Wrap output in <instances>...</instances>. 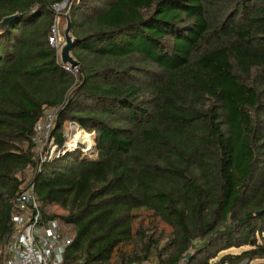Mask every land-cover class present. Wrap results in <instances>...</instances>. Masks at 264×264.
<instances>
[{
  "label": "trees",
  "instance_id": "1",
  "mask_svg": "<svg viewBox=\"0 0 264 264\" xmlns=\"http://www.w3.org/2000/svg\"><path fill=\"white\" fill-rule=\"evenodd\" d=\"M62 1L0 0V264L29 185L64 264H264V0ZM69 6L75 71L49 41Z\"/></svg>",
  "mask_w": 264,
  "mask_h": 264
},
{
  "label": "built area",
  "instance_id": "2",
  "mask_svg": "<svg viewBox=\"0 0 264 264\" xmlns=\"http://www.w3.org/2000/svg\"><path fill=\"white\" fill-rule=\"evenodd\" d=\"M67 0L53 5L56 12L66 6ZM56 22L52 27L50 43L59 52L63 43L62 35L57 31ZM66 68L75 70V67ZM53 121V113L47 112L44 119L36 124V144L41 137L48 140L49 130ZM39 132V133H38ZM41 135V137H40ZM51 143V142H50ZM56 146L52 144L47 157L53 156ZM88 150V149H87ZM58 154L59 151H56ZM46 158L45 154L40 157ZM18 212L13 216L14 227L5 243L6 257L3 264H64V253L72 238L65 234L56 219H44L38 208V201L33 185L18 192L13 200ZM183 262V260H181ZM130 264H157L148 260L132 262Z\"/></svg>",
  "mask_w": 264,
  "mask_h": 264
},
{
  "label": "rangeland",
  "instance_id": "3",
  "mask_svg": "<svg viewBox=\"0 0 264 264\" xmlns=\"http://www.w3.org/2000/svg\"><path fill=\"white\" fill-rule=\"evenodd\" d=\"M64 9V8H63ZM65 10V9H64ZM64 18V17H63ZM58 29L59 35L62 31V28L65 24V21H61V19L58 20ZM63 37V36H62ZM75 71V70H74ZM39 133V132H38ZM64 135L66 137V140L64 142V149L61 152H66L69 150H79L82 152H87L86 150L89 149L93 145V139L90 134H88L85 130L81 129L77 124H73L71 122H67L64 126ZM41 137V135H40ZM51 147L52 144L45 141V138L42 136L41 141H38L36 144V152L37 155L42 157L44 155V148L45 147ZM31 175V170L28 169L26 172V179ZM240 248H231L230 252H239ZM246 261L242 262V264H245Z\"/></svg>",
  "mask_w": 264,
  "mask_h": 264
},
{
  "label": "water",
  "instance_id": "4",
  "mask_svg": "<svg viewBox=\"0 0 264 264\" xmlns=\"http://www.w3.org/2000/svg\"><path fill=\"white\" fill-rule=\"evenodd\" d=\"M70 6L67 8V10L63 13V16L65 18V24L62 28V33H63V43L59 47V57L60 61L63 64H68L70 67H76L78 65V61L73 57L71 53V47L74 42V37L70 32V25H71V18H70ZM17 14H10L2 17L0 20V34L3 33L8 25L14 21L17 18ZM191 252L187 251L184 254V258L188 259L191 256Z\"/></svg>",
  "mask_w": 264,
  "mask_h": 264
}]
</instances>
